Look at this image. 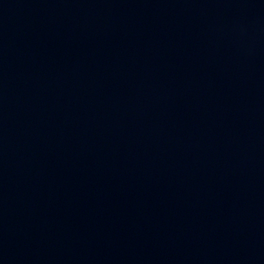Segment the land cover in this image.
Returning a JSON list of instances; mask_svg holds the SVG:
<instances>
[{
    "label": "water",
    "instance_id": "water-1",
    "mask_svg": "<svg viewBox=\"0 0 264 264\" xmlns=\"http://www.w3.org/2000/svg\"><path fill=\"white\" fill-rule=\"evenodd\" d=\"M264 166V0H0V264H174Z\"/></svg>",
    "mask_w": 264,
    "mask_h": 264
}]
</instances>
